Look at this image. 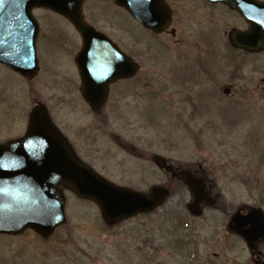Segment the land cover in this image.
<instances>
[{
    "label": "rangeland",
    "instance_id": "obj_1",
    "mask_svg": "<svg viewBox=\"0 0 264 264\" xmlns=\"http://www.w3.org/2000/svg\"><path fill=\"white\" fill-rule=\"evenodd\" d=\"M60 27L52 22V33L62 34ZM144 36L138 35L140 42ZM174 40L164 36L155 45L147 38L148 49L132 46L140 68L128 108L119 113L109 107L98 119L65 96L66 86L52 77V65L43 66L32 82L0 69V142L24 134L28 115L41 102L76 153L102 176L139 191L173 189L154 212L114 226L103 222L95 204L64 189L65 224L47 238L30 230L0 236V264H254L256 258L251 260L243 241L226 232V224L238 208L264 211V99L244 97L231 108L229 100L218 98L193 114L189 102L204 100L198 95L206 85L195 81L197 65L179 59L188 50L175 49ZM201 67L225 82L230 74L239 75L247 87L264 79V65L227 59ZM154 157L175 167L201 166L220 210L205 208L201 217H191L185 208L189 192L158 170ZM257 251L264 263V245Z\"/></svg>",
    "mask_w": 264,
    "mask_h": 264
},
{
    "label": "water",
    "instance_id": "obj_2",
    "mask_svg": "<svg viewBox=\"0 0 264 264\" xmlns=\"http://www.w3.org/2000/svg\"><path fill=\"white\" fill-rule=\"evenodd\" d=\"M8 1L15 6L18 4L21 10L49 6L65 14L76 29L91 33L76 14L68 15L66 9L59 7L62 0ZM129 10L139 22L152 29L162 30L168 25L165 23L156 27L152 22L148 23L149 17L132 4ZM10 32H3L0 38V62L24 76L32 75L37 70L35 60L28 62L32 58L22 55L24 47H18V42L24 44L28 41L29 33L21 29ZM16 34L20 36L18 40H13ZM91 41L89 38V42H85L79 57L84 62L81 70L82 96L93 111L99 112L108 85L120 78L133 76L136 66L126 60L124 70L125 57L113 45L102 37L100 46H93ZM27 50L28 47L23 52L28 53ZM157 164L165 167L162 160ZM185 183L193 194V201L187 209L193 216H199L200 204H212L213 200L209 198L202 181L188 174ZM62 188L80 199L95 203L108 226L149 213L169 196L168 189L163 187H153L149 193H141L117 186L99 176L75 156L68 144L52 129L43 109L37 107L25 136L0 144V234L15 235L28 228L43 237L49 236L66 221ZM228 228L252 247L264 240V214L259 209H252L246 215L237 212L231 217Z\"/></svg>",
    "mask_w": 264,
    "mask_h": 264
},
{
    "label": "flooded vegetation",
    "instance_id": "obj_3",
    "mask_svg": "<svg viewBox=\"0 0 264 264\" xmlns=\"http://www.w3.org/2000/svg\"><path fill=\"white\" fill-rule=\"evenodd\" d=\"M74 1L81 18L88 26L87 30L91 32L89 34L78 32L63 16L43 5L38 8L32 6L23 11L18 9L17 14L13 11L16 16H23L20 23L25 25L29 33H34L32 46L39 71L32 79H23L0 64L1 71L5 69L12 79L16 76L24 81L32 82L40 75L43 66L52 65L54 70L52 77L61 79L66 86V91L63 90L65 96L74 97L79 107H85L91 112L82 96L84 88H82L81 70L84 68V62L79 59L85 42H89V38L95 47L100 46V37H102L118 49L125 57L123 67L125 70L126 58L133 59L131 52L133 45L141 43L145 45V49L149 48L150 43L145 42L144 39L140 42L138 38L140 33L152 39L155 45L157 42L162 43L164 36H171L175 37V49L188 50L186 54H180L179 59L191 60L192 64L198 66L199 72H202V74H197V77H200L198 79L196 77V81L206 85V88L201 91L203 95H198V98H204V103L212 98H217V100L219 98V102L229 100V104L232 105L242 103L240 99L244 97L259 98L260 96L264 99V79L261 78L258 85L247 87L242 84L243 80L239 75L230 74L228 81L225 82L215 79L216 76L212 78L209 69L201 67L208 63L218 65L226 62L227 59L233 64L264 65V0ZM130 3L149 17L147 18L148 23L152 22L151 24L156 27L168 23V27L159 32L160 30L156 31L142 26L133 19L129 12ZM10 6L8 3L7 10ZM3 7V3H0V28L2 30L5 24ZM11 21L14 23L18 21V18L8 20L7 23ZM52 22L61 26L62 34L52 33ZM150 49H152L151 46ZM134 61L139 64L136 59ZM205 61L206 63H203ZM58 65H65V68L60 69ZM56 70L60 72V76L56 74ZM133 80L134 78L120 79L108 86V94L102 104L101 114L95 115L96 119L101 117L109 107L119 113L128 108L127 99L132 93ZM209 82L215 86V89H209ZM225 89L228 91L225 92ZM223 96L225 99L222 98ZM189 103L192 104V102ZM65 138L68 140L67 137ZM68 142L76 153L73 144L70 140ZM173 168L175 173V166ZM185 170L187 169L181 167L177 169L179 177L183 176ZM188 171L196 177H200L203 173L201 167H191Z\"/></svg>",
    "mask_w": 264,
    "mask_h": 264
}]
</instances>
